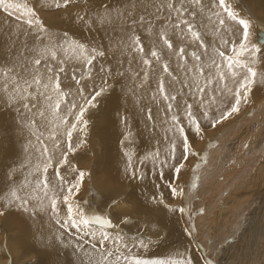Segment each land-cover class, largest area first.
<instances>
[{
    "label": "snow or ice",
    "instance_id": "snow-or-ice-1",
    "mask_svg": "<svg viewBox=\"0 0 264 264\" xmlns=\"http://www.w3.org/2000/svg\"><path fill=\"white\" fill-rule=\"evenodd\" d=\"M87 2L49 0L48 7L67 13L81 30L102 31L106 44L82 42L68 31L53 34L39 14L43 9L30 0H0L8 28L6 50L0 51V112L13 113L16 126L29 131L35 143L29 138L24 151L39 158L22 182L14 178L19 169L6 174L16 187L0 204V216L15 211L29 219L41 213L55 219L61 229L55 242L39 241L46 264H197L187 248L163 259L137 254L136 247H148L138 220L121 214L113 223L106 214L92 213L87 201L79 202L76 196L90 174L69 156L87 142L91 110L119 88L120 148L127 161L122 178L164 181L153 185L157 192L141 205L146 215L161 209L186 214L185 207L165 202L164 188L171 198L183 197L184 190L164 170L178 181L184 162L195 155L189 133L202 137L201 121L215 128L240 111L253 85L264 84L255 67L258 58L264 63V52L250 43V22L230 0H99L97 7ZM139 123L155 144L134 164L125 146L135 147L137 135H143ZM119 205L111 198L108 207ZM129 224L137 227L135 236L118 230ZM164 227L149 219L144 230L160 238ZM183 231L190 236L193 229Z\"/></svg>",
    "mask_w": 264,
    "mask_h": 264
},
{
    "label": "bare ground",
    "instance_id": "bare-ground-1",
    "mask_svg": "<svg viewBox=\"0 0 264 264\" xmlns=\"http://www.w3.org/2000/svg\"><path fill=\"white\" fill-rule=\"evenodd\" d=\"M30 1L31 6L34 8L43 9L39 14L51 26L53 34L68 31L70 37L85 43H107L102 31L88 32L81 30L78 26L70 23L67 13L60 14L54 9H50L48 7L49 0ZM16 2L23 3L24 1L16 0ZM79 2L82 5L85 4V0H79ZM238 2L242 4L243 11L247 10L250 20L255 23L257 28L258 34L256 33L257 35L254 34L255 36H253L257 42L255 43L251 36L250 25V43L260 47L262 52H264V42L259 39L260 35L264 36V21L260 20H264V0H238ZM98 4L99 0H88L86 6L97 7ZM76 10L81 9H75L74 11ZM238 13L242 17L241 13ZM4 21L5 15L0 13V51H5V45L8 43V28L5 26ZM11 23L15 25L16 21L13 19ZM255 67L261 74H264V63L259 62V58ZM252 88L253 90L249 94L247 103L240 105L238 113L233 114L215 128L211 127L208 122L201 121L202 137L189 133L192 151L195 155L190 156L184 162L185 167L181 170L178 181L170 176L167 169L164 170L166 179H170L174 184L178 183L179 187L184 190L183 197L171 198L168 196V190L164 188L165 202L174 207H185L187 210L186 214L174 215L161 209V211L153 213L151 216L144 213L141 205L146 203V197H151L157 192L153 185L157 183L163 185L164 181L158 180L155 176H149L143 183L128 182L122 178L123 169L127 161L120 148L123 128L118 122L117 113L118 111H123L124 100L119 98L120 91L117 88L114 94L101 99L97 109L91 110V114L87 117L90 120L87 142L82 148L69 156L70 161L75 166L90 174V178L89 176L85 177L76 199L79 202L87 201L92 206L90 209L92 213L111 216L113 223H117V217L121 216V214H128L134 221L138 220L140 237L148 243V247H136L134 251L137 254L146 258L163 259L174 257L177 250L183 252L187 248L188 253L197 260V264H204V260L207 257L216 264V260L213 258L212 246L206 242L209 239H207L204 232L205 228H202L204 224H201L203 226L199 228L198 219H200L199 216L201 214L198 216V213L207 206H211L213 195L223 187V184H220V182L219 184L216 183L218 188L215 192L213 187L209 190L210 192L205 189L201 190L203 187L200 185L201 183L204 184L203 181L208 176L211 177L212 174L219 173V177L213 176L220 178V174L225 169V161L227 165L231 163V168H233L230 175V180H232V175L240 168V162L237 160L239 151L251 139L252 135L256 136L259 132L262 133L264 131L260 128L261 122L264 123V84L258 82ZM13 116V113L7 111L0 112V204H4L10 198L11 189L16 187L6 178V174L11 172L12 169H19V172L14 174V178L15 175H18L19 180L17 183L22 182L24 177L29 175V171L34 170L33 166L39 159L35 152L29 157V154L24 151L27 140L31 138L35 143V139L30 136L27 129L21 131L16 126ZM138 133H143V135H137L135 147L125 146L134 153V164L137 163L138 158H142L145 153L150 151L155 144L151 135L144 131L142 123L138 124ZM45 135H47V132H45ZM160 135H163V133L161 132ZM177 156H179V150L177 151ZM215 158H218L219 161L217 162L221 164L212 168V162H216ZM29 159H31L30 164L28 163ZM22 165H27V167L24 168ZM147 167H152L151 162L148 163ZM224 179L225 176H223L222 181ZM208 187L206 188L208 189ZM221 190L217 194H220ZM238 192L239 188L234 193L235 198L239 196ZM199 193L204 198L202 201V198H199L201 202L204 201L200 206L195 203L196 200H199L197 199ZM111 198H116L120 201L118 208L110 209L108 207ZM220 209L216 208L215 211L218 212ZM61 214L63 215V211ZM177 216H179V222H177ZM222 218L224 220V217ZM149 219H151L153 224L162 223L166 225L160 238L144 230ZM94 227L99 228L100 226L95 225ZM187 227L193 229L190 236L183 231V228ZM118 230H122L130 237L137 234V227L132 224L121 225ZM60 231V226L48 214L41 213L29 219L27 215H20L12 211L5 216H0V264H5V260L6 264H29L30 261L46 264L47 257L42 254L43 249L39 241L43 238L45 241L55 242L54 238L60 234ZM255 233H251L247 240L250 241V237L252 240ZM67 251L70 253L71 249ZM69 258V256L65 255L63 260L67 261Z\"/></svg>",
    "mask_w": 264,
    "mask_h": 264
},
{
    "label": "rangeland",
    "instance_id": "rangeland-1",
    "mask_svg": "<svg viewBox=\"0 0 264 264\" xmlns=\"http://www.w3.org/2000/svg\"><path fill=\"white\" fill-rule=\"evenodd\" d=\"M23 1L25 2V0ZM230 1L233 4L235 10L237 9L236 11L241 13L242 18L250 22L251 36L253 38V36L258 34V32L256 31L257 28L255 23H253L249 18L247 10L243 11L244 8L242 4L238 2V0L236 2H234L235 0ZM260 20L264 21L263 19ZM253 41L257 43L256 39L254 40V38ZM261 124V127H259L261 130H264V127H262L264 126V123L261 122ZM251 139H249L245 144L246 146L243 145L242 149L239 151L240 155L238 154L237 160L240 162V170L238 169V171L232 175V180H230V175L232 174L231 172L233 168H231V163L227 165V162L225 161V169L223 170V173L220 174L221 179L218 178L219 173L212 174V172L211 177L208 176L203 181L204 184L201 183L200 185L203 187L201 190L205 189L208 192L213 187L215 192L218 188L217 186L219 182L220 184H223V187L219 189H222L223 191L221 190V193L217 194L219 192L218 190L215 193L217 195H213L214 197L211 201V206H207L198 213V216L201 214V217L202 215H205L202 218L199 216L200 219H198V224L200 226L199 228L203 226H201V224H204L202 228H205L204 232L207 239H209L206 242L210 243L212 246L213 258L216 260V264H264V131L262 133L259 132L256 136L252 135ZM251 150H253V152H251ZM215 159L216 162L212 160L214 162H212V168H215V166H219V164H221H218V158ZM228 170L229 172L227 173ZM223 176H225L224 181H222ZM216 183L218 184L216 185ZM205 184L206 186H204ZM206 187H208V189ZM238 188L239 196H236L235 198L234 193L238 190ZM87 193L89 194V192ZM199 194L197 199L202 198L201 201L204 200L203 196ZM201 201L199 199L196 200L195 203H198V206H200L204 202ZM223 207L225 208L223 209ZM216 208H221L222 210L220 209L218 212H216ZM222 217H224V220ZM95 228L98 229V227ZM253 231L256 232L254 234L255 236L252 238V240L251 237L250 241L247 240L248 236H250L251 233H254ZM207 259L210 258L207 257Z\"/></svg>",
    "mask_w": 264,
    "mask_h": 264
},
{
    "label": "water",
    "instance_id": "water-1",
    "mask_svg": "<svg viewBox=\"0 0 264 264\" xmlns=\"http://www.w3.org/2000/svg\"><path fill=\"white\" fill-rule=\"evenodd\" d=\"M261 36H263V35H260V37H261ZM260 37H259V39H260ZM98 226H99V225H98Z\"/></svg>",
    "mask_w": 264,
    "mask_h": 264
}]
</instances>
